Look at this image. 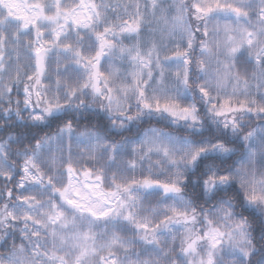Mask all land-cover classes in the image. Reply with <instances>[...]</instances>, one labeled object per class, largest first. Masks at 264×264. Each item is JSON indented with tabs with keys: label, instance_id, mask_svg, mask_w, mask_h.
<instances>
[{
	"label": "snow or ice",
	"instance_id": "6c2138e0",
	"mask_svg": "<svg viewBox=\"0 0 264 264\" xmlns=\"http://www.w3.org/2000/svg\"><path fill=\"white\" fill-rule=\"evenodd\" d=\"M0 264H264V0H0Z\"/></svg>",
	"mask_w": 264,
	"mask_h": 264
}]
</instances>
